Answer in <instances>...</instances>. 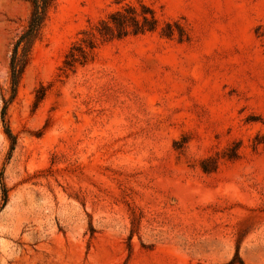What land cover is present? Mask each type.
Returning a JSON list of instances; mask_svg holds the SVG:
<instances>
[{"label":"rangeland","instance_id":"obj_1","mask_svg":"<svg viewBox=\"0 0 264 264\" xmlns=\"http://www.w3.org/2000/svg\"><path fill=\"white\" fill-rule=\"evenodd\" d=\"M128 4L158 27L68 68ZM31 12L0 0V264H264V0H55L14 92Z\"/></svg>","mask_w":264,"mask_h":264},{"label":"trees","instance_id":"obj_2","mask_svg":"<svg viewBox=\"0 0 264 264\" xmlns=\"http://www.w3.org/2000/svg\"><path fill=\"white\" fill-rule=\"evenodd\" d=\"M32 6L31 16L27 27L17 37L11 57V83L12 89L17 90L21 76L29 62L30 54L36 40L42 33V28L48 17L49 11L55 0H29ZM141 12L133 4H128L122 9L112 12L103 19L94 31H86L88 36L77 40L70 48L65 64L68 68H74L77 64H84L98 46L99 40L109 41L122 38L130 33L138 34L153 31L158 27V18L152 9L141 4ZM6 131L10 137L13 134L9 126ZM5 203L8 199L7 188L4 187Z\"/></svg>","mask_w":264,"mask_h":264}]
</instances>
